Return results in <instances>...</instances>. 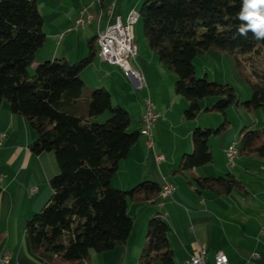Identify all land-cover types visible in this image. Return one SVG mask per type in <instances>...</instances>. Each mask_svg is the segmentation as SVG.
I'll return each mask as SVG.
<instances>
[{"label": "trees", "instance_id": "1", "mask_svg": "<svg viewBox=\"0 0 264 264\" xmlns=\"http://www.w3.org/2000/svg\"><path fill=\"white\" fill-rule=\"evenodd\" d=\"M240 6L241 0H144L140 7L147 49L177 78L173 92L186 103L182 119L194 121L199 102L210 97L216 102L205 112L223 117L216 130L192 131V152L181 158L177 170L183 176L212 162L208 141L225 132L223 112L237 106L228 85L195 79L197 56L214 49L230 56L238 68L248 67L251 97L242 107L264 114V41L254 40L251 32L247 38L237 34ZM43 26L33 0H0V106L28 123L34 135L29 151L53 154L58 168L49 182V201L25 224L31 253L48 263L84 264L90 254L124 245L133 226L128 205H158L161 188L153 183L128 191L111 187L119 162L141 136L129 131V114L113 107L104 89L89 88L81 79L96 57L95 38L87 41V54L79 62L46 61L36 67L34 77L29 75L45 44ZM105 113L109 117L103 123H94ZM238 154L264 158V127L243 132ZM191 182L197 191L218 195L240 187L231 175ZM167 234L160 217L149 220L139 264H174Z\"/></svg>", "mask_w": 264, "mask_h": 264}, {"label": "crops", "instance_id": "2", "mask_svg": "<svg viewBox=\"0 0 264 264\" xmlns=\"http://www.w3.org/2000/svg\"><path fill=\"white\" fill-rule=\"evenodd\" d=\"M33 1L43 20L46 40L28 70L30 76L46 61L74 64L85 58L87 41L96 37L95 23L83 31L65 32L81 8L90 7L101 17V22L105 20V26L116 18L123 24L130 11L139 13L144 0H105L102 6L99 0ZM110 3L114 7L107 18ZM138 57L147 70L145 87L139 90L119 68L102 62L97 56L83 70L81 79L89 88L104 89L110 95L111 104L129 114L130 132H139L144 97L152 100L158 114L151 130L150 147L144 137L139 138L128 156L119 162L111 187L128 191L143 183H153L160 188L167 184L173 192L161 206L130 203L127 208L133 226L127 242L112 251L89 255L84 264H139L147 240V223L156 216L168 227L167 244L174 264H183L196 256L199 246L204 247L205 264H213L218 252L227 258L228 264H264V158L238 154L229 167L225 149L236 134L233 127L209 139L210 164L184 176L177 173L181 158L192 152V131L205 127L202 123L206 119L201 116L206 114L204 107L210 101L200 103V112L194 121H184L186 103L173 92L177 78L161 66L156 55L142 43ZM197 73L195 71V77ZM247 114L246 123H256L258 117H253L256 112ZM225 118L227 121L233 118L238 130L244 125V117L238 112L230 111ZM215 123L221 120L215 119ZM0 135L3 136L0 139V256L2 250H6L8 264H58L34 256L25 235L26 221L40 212L51 197L49 182L58 174L54 156L51 153L35 156L29 151L34 135L25 119L12 115L6 105L0 106ZM156 156L163 160L155 162ZM226 175H231L240 185L226 195L197 191L191 182L196 178Z\"/></svg>", "mask_w": 264, "mask_h": 264}, {"label": "built area", "instance_id": "3", "mask_svg": "<svg viewBox=\"0 0 264 264\" xmlns=\"http://www.w3.org/2000/svg\"><path fill=\"white\" fill-rule=\"evenodd\" d=\"M114 4L110 3L107 7V18L112 15ZM94 12L91 11L90 7L81 8L76 15V18L72 26L67 29L66 33L83 31L86 27L92 23V16ZM132 21H135V11H130L122 24L119 18H116L112 24H107L103 29L96 32V35L103 37V49L101 51V61L119 68L129 75L130 80L133 81L135 89L139 90L145 87L144 77L147 70L135 54L134 39H132ZM143 102V113L141 116L142 127L139 132L145 133V139L147 146L151 145V129L155 124L158 116L154 112V106L150 99L144 98ZM0 135V139H2ZM225 157L228 161L229 167L233 166V161L236 155L233 154V146L229 145L225 149ZM155 162L163 160L161 156L154 158ZM164 197L158 203V206L162 205V202L171 196L173 188L170 185L164 184ZM205 250L203 246H199L196 256L190 257L183 262V264H205ZM9 256L6 250H2L0 256V264H8ZM213 264H228L227 258L222 253H216L214 255Z\"/></svg>", "mask_w": 264, "mask_h": 264}, {"label": "rangeland", "instance_id": "4", "mask_svg": "<svg viewBox=\"0 0 264 264\" xmlns=\"http://www.w3.org/2000/svg\"><path fill=\"white\" fill-rule=\"evenodd\" d=\"M104 27H105V20L104 21L102 20L101 25H100V29H103ZM133 37H134L135 46L137 48V53L139 55L140 43H142L143 45L146 46L145 40H144L143 34H142V25L140 24V21H138L133 28ZM193 67H194V70L198 72L196 74V77H195L196 80H200V79L205 78L207 81L212 82V83L217 84V85H228L229 87L232 88V90L235 94V97L237 100V103H236L237 106H230L229 108L225 109V111L223 113H224V115H229L230 111L231 112H233V111L238 112L242 118L244 117L245 121H244V125L238 130V128H237L238 125L236 124V121L233 118H230L229 121H227L225 119L226 120V130H231V128H233V127H234L233 129L236 130V134L233 136L230 144L235 142L236 148H239V140H240L241 136L243 135V132L248 131V130L249 131H254V130L260 131V130H262V128L264 127V114L260 110L254 111V112H256V114H254L253 117H255V116L258 117V118H255L256 123H254V124L251 122L246 123L245 117L248 115L247 113L250 114L251 112H246L244 110V108L242 107V104L248 102V100L251 97L250 87L247 83V80L249 79V76H250V72H249L248 67L242 66L241 68H238L236 66L234 60L230 56L225 55V54H221L220 52H218L214 49L208 50L202 56H197L193 61ZM30 74H32L31 71H30ZM32 76H34V75H32ZM137 93L138 92H136V94ZM144 98L150 99L148 96H146ZM150 101L153 104L151 99H150ZM204 101H210V103L208 102L207 107H204L206 109H209L216 102V98H213V97L205 98V99L201 100L199 103L202 102V104H204L205 103ZM112 105H113V107H116L115 104H112ZM153 106H154V104H153ZM143 109H144V106H143ZM154 112H155V107H154ZM205 113L206 114H203V116H201V117H205V119H206V122L202 123L203 124L202 126H205V127H200L198 129L216 130L221 125V123L223 121L222 114L215 112V111H210V112H205ZM155 114L158 116V114L156 112H155ZM108 117H109V114L105 113L102 116L98 117L94 121V123L101 124ZM249 117H252V114ZM215 119L221 120V123H218V124L215 123ZM207 122H208V125H204V124H207ZM223 133H225V132H223ZM223 133L220 135H223Z\"/></svg>", "mask_w": 264, "mask_h": 264}, {"label": "clouds", "instance_id": "5", "mask_svg": "<svg viewBox=\"0 0 264 264\" xmlns=\"http://www.w3.org/2000/svg\"><path fill=\"white\" fill-rule=\"evenodd\" d=\"M236 18L240 21L237 34L245 38L249 32L256 41H264V0H241Z\"/></svg>", "mask_w": 264, "mask_h": 264}, {"label": "bare ground", "instance_id": "6", "mask_svg": "<svg viewBox=\"0 0 264 264\" xmlns=\"http://www.w3.org/2000/svg\"><path fill=\"white\" fill-rule=\"evenodd\" d=\"M106 16H107V9H106ZM139 21V13L135 12V21H132V29L134 28V26L136 25V23ZM101 22V17L97 16V15H93L92 16V23H95L96 25V32L100 31L99 29V25ZM132 39H134L133 37V31H132ZM95 43H96V56L101 60V51L103 49V37L101 35H96L95 37ZM134 47H135V54H137V50H136V46L134 43ZM123 75L127 78H129V75L127 73H125L124 71H122ZM130 79V78H129ZM140 127H142V120H140ZM141 137L145 138V133L144 132H139ZM231 146H233V154H235L236 156L238 155V150L236 148V143L233 142L232 144H230ZM164 197V190H163V186L161 187V192H160V196L159 199L162 200Z\"/></svg>", "mask_w": 264, "mask_h": 264}]
</instances>
